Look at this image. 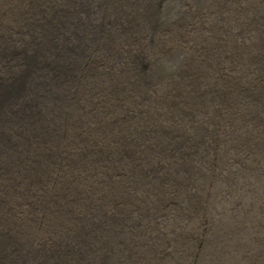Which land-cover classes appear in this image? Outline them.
Returning <instances> with one entry per match:
<instances>
[{"label": "bare ground", "instance_id": "bare-ground-1", "mask_svg": "<svg viewBox=\"0 0 264 264\" xmlns=\"http://www.w3.org/2000/svg\"><path fill=\"white\" fill-rule=\"evenodd\" d=\"M242 9L228 29L205 13L214 31L200 24L189 64L155 86L149 0H0V264L132 262L133 215L162 218L180 196L193 211L219 128L254 149L264 0Z\"/></svg>", "mask_w": 264, "mask_h": 264}, {"label": "rangeland", "instance_id": "rangeland-1", "mask_svg": "<svg viewBox=\"0 0 264 264\" xmlns=\"http://www.w3.org/2000/svg\"><path fill=\"white\" fill-rule=\"evenodd\" d=\"M245 1L249 0H149L154 31L145 34L149 39L146 45L151 50L143 66L148 84L156 86L158 81L173 77L183 65L189 64L191 49L195 50L193 32L200 24L203 32L214 31L209 21L203 22L205 13L216 18L218 29H228L230 24L225 23L228 15L246 17L247 13L242 11ZM175 30L180 32L179 41H172ZM237 34V40L248 43V33L238 28ZM225 38L228 37L223 34ZM241 49L250 52L243 46ZM143 79L139 71L138 82L141 84ZM261 130L264 121L257 127L254 149H250L237 146L236 138L219 128L214 157L199 170L209 187L195 191L199 195L197 202L193 192L186 193L193 211L180 196L162 218L134 214L137 224L130 223L128 231L133 237L139 234L140 240L136 237L128 254L132 262L121 256L114 264H264V150L261 149L264 144L258 149ZM223 144L235 149L222 152ZM191 184L194 185V179ZM181 200L186 204L182 209ZM178 211L181 213L176 218ZM98 257L96 264L102 260ZM111 261L109 257L102 264Z\"/></svg>", "mask_w": 264, "mask_h": 264}]
</instances>
